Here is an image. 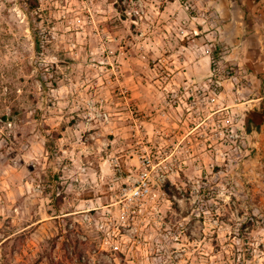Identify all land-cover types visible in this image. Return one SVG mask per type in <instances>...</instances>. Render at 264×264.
Wrapping results in <instances>:
<instances>
[{"label":"rangeland","instance_id":"obj_1","mask_svg":"<svg viewBox=\"0 0 264 264\" xmlns=\"http://www.w3.org/2000/svg\"><path fill=\"white\" fill-rule=\"evenodd\" d=\"M0 264H264V0H0Z\"/></svg>","mask_w":264,"mask_h":264},{"label":"built area","instance_id":"obj_2","mask_svg":"<svg viewBox=\"0 0 264 264\" xmlns=\"http://www.w3.org/2000/svg\"><path fill=\"white\" fill-rule=\"evenodd\" d=\"M216 82L221 83L219 79ZM142 164L143 168L137 176H129L130 184L125 188L127 198L132 202L145 199L152 193L155 184L163 183L166 179V175L161 174L158 181L152 180L149 167L153 165V160L150 156L144 158Z\"/></svg>","mask_w":264,"mask_h":264},{"label":"trees","instance_id":"obj_3","mask_svg":"<svg viewBox=\"0 0 264 264\" xmlns=\"http://www.w3.org/2000/svg\"><path fill=\"white\" fill-rule=\"evenodd\" d=\"M32 27L34 29L33 31H34L36 49H37V51H40V49H41V38H40L38 32L36 31V28H35L33 22H32Z\"/></svg>","mask_w":264,"mask_h":264},{"label":"flooded vegetation","instance_id":"obj_4","mask_svg":"<svg viewBox=\"0 0 264 264\" xmlns=\"http://www.w3.org/2000/svg\"><path fill=\"white\" fill-rule=\"evenodd\" d=\"M252 117L255 118V119H260L261 118V114L257 112L255 114H252Z\"/></svg>","mask_w":264,"mask_h":264},{"label":"water","instance_id":"obj_5","mask_svg":"<svg viewBox=\"0 0 264 264\" xmlns=\"http://www.w3.org/2000/svg\"><path fill=\"white\" fill-rule=\"evenodd\" d=\"M255 113H257V112H253L252 114H255Z\"/></svg>","mask_w":264,"mask_h":264}]
</instances>
